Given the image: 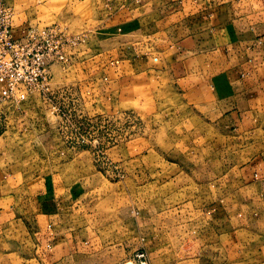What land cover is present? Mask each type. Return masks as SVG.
Wrapping results in <instances>:
<instances>
[{
    "label": "rangeland",
    "instance_id": "1",
    "mask_svg": "<svg viewBox=\"0 0 264 264\" xmlns=\"http://www.w3.org/2000/svg\"><path fill=\"white\" fill-rule=\"evenodd\" d=\"M131 4L84 0L71 25L33 20L80 40L25 98L0 102V173L51 176L36 212L73 240L61 258L37 242L24 184L17 212L0 201V264H264V116L234 124L175 93L139 106L119 91L127 64L171 44L129 27Z\"/></svg>",
    "mask_w": 264,
    "mask_h": 264
},
{
    "label": "crops",
    "instance_id": "2",
    "mask_svg": "<svg viewBox=\"0 0 264 264\" xmlns=\"http://www.w3.org/2000/svg\"><path fill=\"white\" fill-rule=\"evenodd\" d=\"M118 1L125 3V6L127 2L132 3L129 7L130 20L127 22L129 27L141 26V32L156 33L161 41L171 43L166 47L162 45L156 59L150 63L139 62L137 70L127 64L131 73L125 74L131 75L130 78L120 75L116 79L129 84L120 89L121 85L116 83L119 91L129 92L134 98L136 93L139 94L141 100H146H139V106L150 103L156 97L159 102V99L169 98L170 93H175L184 98L188 105L211 113V119L234 124L246 120L249 114L264 116V0ZM5 2L14 9L13 28L15 34L19 35L31 24L55 25H43L33 20L44 23L64 20L71 25L78 17L74 13V5L78 6L84 0ZM153 62L154 66L150 68ZM135 77H139L138 83ZM16 171L7 168L1 171L0 201L13 202L11 207L6 206L5 209L14 208V212H17V203L21 198L14 193L24 191V184L30 185L31 203H38L37 209L31 210V217L38 218L34 224L41 222L43 227V231L37 232L34 238L37 242L40 239L42 243L52 244L54 251L59 250L61 258L62 252L67 253L66 242L69 237L73 240L72 236L60 238L48 235L44 222H47V228L48 224L52 228L53 216L46 217L36 212L47 196L46 184L50 183L51 176L31 174L26 178ZM39 201H42L41 205ZM60 228L61 225L55 229L58 236ZM83 234L84 230L74 233L77 247L85 243Z\"/></svg>",
    "mask_w": 264,
    "mask_h": 264
},
{
    "label": "built area",
    "instance_id": "3",
    "mask_svg": "<svg viewBox=\"0 0 264 264\" xmlns=\"http://www.w3.org/2000/svg\"><path fill=\"white\" fill-rule=\"evenodd\" d=\"M14 9L0 0V102L25 98L31 87L45 81L53 63L66 62L80 40L57 25H28L16 35Z\"/></svg>",
    "mask_w": 264,
    "mask_h": 264
}]
</instances>
